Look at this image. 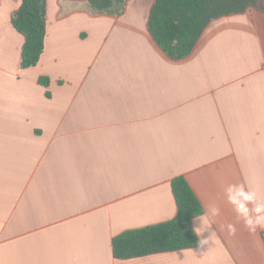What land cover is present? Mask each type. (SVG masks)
Wrapping results in <instances>:
<instances>
[{
  "label": "crops",
  "instance_id": "0c3cea01",
  "mask_svg": "<svg viewBox=\"0 0 264 264\" xmlns=\"http://www.w3.org/2000/svg\"><path fill=\"white\" fill-rule=\"evenodd\" d=\"M21 4L0 0V264H264V231L221 230L236 223L224 186L264 199V13L214 20L171 60L148 32L153 0L119 16L47 0L24 69ZM178 176L220 207L212 244L117 259V236L176 217Z\"/></svg>",
  "mask_w": 264,
  "mask_h": 264
},
{
  "label": "trees",
  "instance_id": "16d2710c",
  "mask_svg": "<svg viewBox=\"0 0 264 264\" xmlns=\"http://www.w3.org/2000/svg\"><path fill=\"white\" fill-rule=\"evenodd\" d=\"M96 13L122 15L128 0H87ZM253 9L264 13V0H153L147 27L156 45L171 60H182L195 50L208 26L220 18L244 14ZM24 37L21 66L36 67L45 50L47 35V0H22L12 20ZM39 83L49 86L50 79ZM50 96V94H47ZM177 205L174 219L130 230L113 241L117 259L195 248L198 239L193 219L204 214V207L183 176L172 180Z\"/></svg>",
  "mask_w": 264,
  "mask_h": 264
},
{
  "label": "clouds",
  "instance_id": "9594fccd",
  "mask_svg": "<svg viewBox=\"0 0 264 264\" xmlns=\"http://www.w3.org/2000/svg\"><path fill=\"white\" fill-rule=\"evenodd\" d=\"M223 194L226 203L231 205L235 212L236 223L222 225V231L226 230L229 235H235L237 223H242L251 234L257 233L258 230L264 231V199H261L256 191L249 189L244 183H232L224 186ZM220 214V207L213 203L208 205L203 215L198 216L200 224L194 228V232L197 237H201L198 239L201 248L212 244L214 231H210L207 237H202V234L211 229L215 218Z\"/></svg>",
  "mask_w": 264,
  "mask_h": 264
}]
</instances>
